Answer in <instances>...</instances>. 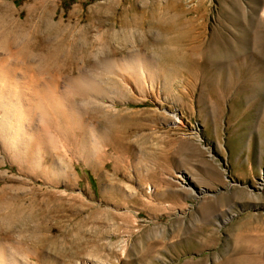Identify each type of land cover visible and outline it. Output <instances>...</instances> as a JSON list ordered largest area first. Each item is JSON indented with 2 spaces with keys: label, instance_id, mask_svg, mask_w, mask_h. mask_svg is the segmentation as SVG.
<instances>
[{
  "label": "rangeland",
  "instance_id": "1",
  "mask_svg": "<svg viewBox=\"0 0 264 264\" xmlns=\"http://www.w3.org/2000/svg\"><path fill=\"white\" fill-rule=\"evenodd\" d=\"M215 34L264 45V0H0V264H264V106L200 89Z\"/></svg>",
  "mask_w": 264,
  "mask_h": 264
},
{
  "label": "bare ground",
  "instance_id": "2",
  "mask_svg": "<svg viewBox=\"0 0 264 264\" xmlns=\"http://www.w3.org/2000/svg\"><path fill=\"white\" fill-rule=\"evenodd\" d=\"M224 8L225 7L223 6L222 9ZM225 10L226 9H224L225 15H230L228 18H230V20L232 19L233 22H236L237 19L235 20V15L233 13H228V11ZM160 26L166 29H171L175 25L168 21L166 23L162 22ZM220 36L215 34L212 40L213 43L211 45H204L201 48V62L199 64L200 89H207L209 96L212 97L216 103H219L221 99V92L238 93V95L241 96L243 103H252L254 109L257 111L260 110L261 107L264 106V45H227V38L224 36L226 38V41H224L225 38L221 39ZM241 40L243 39L241 38ZM193 61L194 60L192 59V62ZM188 75L190 76V81L187 82V91L188 95L191 96L193 94V85L196 77H194V73L191 72ZM84 93L88 92L86 91ZM227 95L225 94V96ZM86 264L95 263L86 262Z\"/></svg>",
  "mask_w": 264,
  "mask_h": 264
}]
</instances>
